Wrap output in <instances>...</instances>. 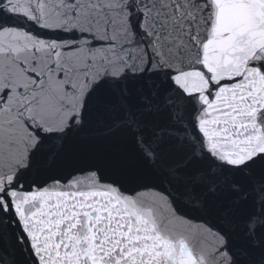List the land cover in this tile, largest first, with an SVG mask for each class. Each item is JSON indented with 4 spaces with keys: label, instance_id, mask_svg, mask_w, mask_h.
<instances>
[{
    "label": "snow or ice",
    "instance_id": "snow-or-ice-1",
    "mask_svg": "<svg viewBox=\"0 0 264 264\" xmlns=\"http://www.w3.org/2000/svg\"><path fill=\"white\" fill-rule=\"evenodd\" d=\"M0 264H264V0H0Z\"/></svg>",
    "mask_w": 264,
    "mask_h": 264
}]
</instances>
